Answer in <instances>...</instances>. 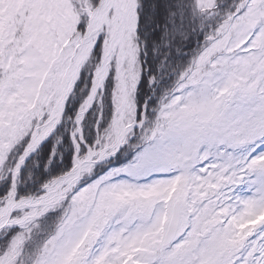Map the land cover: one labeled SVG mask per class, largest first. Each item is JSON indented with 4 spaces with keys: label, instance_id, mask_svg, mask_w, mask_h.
<instances>
[{
    "label": "snow or ice",
    "instance_id": "6c2138e0",
    "mask_svg": "<svg viewBox=\"0 0 264 264\" xmlns=\"http://www.w3.org/2000/svg\"><path fill=\"white\" fill-rule=\"evenodd\" d=\"M0 264H264V0H0Z\"/></svg>",
    "mask_w": 264,
    "mask_h": 264
},
{
    "label": "rangeland",
    "instance_id": "374dc122",
    "mask_svg": "<svg viewBox=\"0 0 264 264\" xmlns=\"http://www.w3.org/2000/svg\"><path fill=\"white\" fill-rule=\"evenodd\" d=\"M82 90H83V86H82ZM105 111L110 114V112H111V103L110 102L108 103L107 107L105 108ZM95 119H96V117L94 115H92V114L89 115V122H92ZM69 127H70V124H69ZM61 152L63 154L64 159L63 160L57 159L55 161V166L50 169V171L53 175L57 174L62 167L69 165L71 162V156H70L71 149L68 147V145L63 143L61 146ZM119 162L120 163L125 162V158L121 157ZM29 183H32V181L29 180Z\"/></svg>",
    "mask_w": 264,
    "mask_h": 264
},
{
    "label": "trees",
    "instance_id": "16d2710c",
    "mask_svg": "<svg viewBox=\"0 0 264 264\" xmlns=\"http://www.w3.org/2000/svg\"><path fill=\"white\" fill-rule=\"evenodd\" d=\"M149 67H151V66H149ZM81 91H83L82 88H81ZM77 95H78L77 100H79V93H78ZM69 124H70V122H69ZM64 144L68 145L67 142H65ZM49 150H50V144L47 143V144H45V145L40 149L39 153L35 156V159H36L37 161L41 162V164H42V163H43V160H44V157H45V154H46ZM30 170L33 171V172H34V171H35V172L37 171V169H36L35 167H31ZM42 170H43V169L41 168L40 171H42Z\"/></svg>",
    "mask_w": 264,
    "mask_h": 264
}]
</instances>
